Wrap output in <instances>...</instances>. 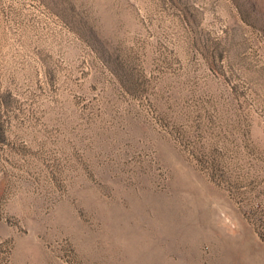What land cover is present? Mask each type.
Masks as SVG:
<instances>
[{
	"label": "rangeland",
	"instance_id": "rangeland-1",
	"mask_svg": "<svg viewBox=\"0 0 264 264\" xmlns=\"http://www.w3.org/2000/svg\"><path fill=\"white\" fill-rule=\"evenodd\" d=\"M0 264H264V0H0Z\"/></svg>",
	"mask_w": 264,
	"mask_h": 264
}]
</instances>
